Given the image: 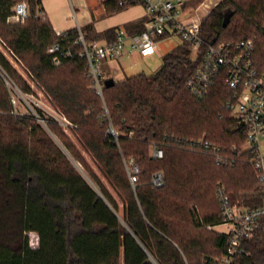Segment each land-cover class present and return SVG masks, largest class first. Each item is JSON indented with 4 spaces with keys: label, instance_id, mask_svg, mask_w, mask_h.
Listing matches in <instances>:
<instances>
[{
    "label": "trees",
    "instance_id": "trees-1",
    "mask_svg": "<svg viewBox=\"0 0 264 264\" xmlns=\"http://www.w3.org/2000/svg\"><path fill=\"white\" fill-rule=\"evenodd\" d=\"M23 1L28 18L10 22ZM204 1L188 0L183 10ZM42 2L0 0V264H219L229 235L216 229L223 224L218 188L225 186L233 205H264L255 154L243 149L247 128L225 106L224 80L203 98L193 95L187 85L199 60L181 39L154 74L128 77L101 97L79 46L73 58L55 63L52 46L75 40L79 30L59 36ZM135 5L104 2L108 16ZM81 31L88 42L117 38V29ZM200 38L204 50L252 40L254 64L264 71V0H222L202 20ZM6 81L25 95L42 92L69 125L37 107L38 118L16 114ZM202 140L228 161L219 164L214 152L194 146ZM156 147L163 158L153 157ZM130 161L140 170L135 183ZM158 173L161 187L153 182ZM26 233L38 234L37 247ZM241 250V264H264V228Z\"/></svg>",
    "mask_w": 264,
    "mask_h": 264
},
{
    "label": "built area",
    "instance_id": "built-area-1",
    "mask_svg": "<svg viewBox=\"0 0 264 264\" xmlns=\"http://www.w3.org/2000/svg\"><path fill=\"white\" fill-rule=\"evenodd\" d=\"M219 3H215L213 7L203 4L211 12ZM120 4H137L144 7L147 20L141 32L128 35L125 30H120L114 41L100 43L88 42L81 28H78L79 35L75 40L61 39L60 41L63 42L54 44L50 49L51 53L57 55L55 63L61 64L63 59L73 58L79 46V54L86 60L93 88L99 96L103 97L105 81L109 79L101 69L103 60L122 56L126 53L128 46L131 52H138L142 56L154 55L161 38L166 34L177 36L188 42L191 45L192 58L199 60L188 81V88L193 95L203 98L217 81L224 80L229 91L225 106L238 123L247 128V142L243 149H250L255 154L252 165L264 186V150L261 145L264 139V71H260L254 64L253 41L207 45L204 50L200 38V26L203 19L200 20L199 17L191 21L182 19L184 1L120 0ZM29 13V4L23 1L14 7L9 21L24 22ZM64 33H58V35L61 36ZM15 113L17 114L16 111ZM60 123L64 127L69 125L65 118ZM110 134L114 135L116 132L112 130ZM194 146L214 152L219 164L228 161V158L221 154V148L210 142L202 140L194 143ZM232 151L237 153L238 149L233 147ZM152 154L156 159L164 156L163 150L159 147L154 148ZM127 169L132 183H135L140 173L138 166L134 161H130ZM153 182L157 187H161L164 184L163 174H156ZM217 196L223 209V224L220 226H226L227 231L223 233L229 235L226 252L219 259V264H241L238 258L242 253L243 243L251 239L257 230L264 228V205L257 209L233 205L223 185L218 188Z\"/></svg>",
    "mask_w": 264,
    "mask_h": 264
},
{
    "label": "rangeland",
    "instance_id": "rangeland-1",
    "mask_svg": "<svg viewBox=\"0 0 264 264\" xmlns=\"http://www.w3.org/2000/svg\"><path fill=\"white\" fill-rule=\"evenodd\" d=\"M73 1V6L75 11L79 13L82 10H88L91 15V26H93L99 18L105 17L106 13L103 11L104 6L102 0H86V2L82 3V5L78 4L75 0ZM96 1V2H95ZM222 0H220L221 2ZM217 2V0H205L208 6L213 7V5ZM98 3V4H97ZM97 8V9H96ZM210 12L209 8L202 4L197 10H193L190 12V15H195V17H199L201 20L204 18L207 13ZM95 14V16H93ZM78 22L82 24L81 17L78 14ZM77 23V21L75 20ZM82 28L85 30V26L82 24ZM86 32V31H85ZM181 39L177 36H172L170 38L164 39L160 41L159 48L156 54L151 56H142L140 53H129V49L126 53L118 58H108L101 62V69L106 74V76H110L114 78L116 81H123L128 77L137 75L139 73H146L148 75L154 74L162 65L163 56L170 52L173 48L177 47L181 43ZM17 68L23 73L20 66ZM7 82V86L10 89L13 103L15 106V111L19 115H36L37 112L35 107L40 108L46 114L47 117L57 119L59 122H63V118L57 112V110L49 103L45 95L37 90V96L34 95H25L20 91L18 87L12 84L9 81ZM38 118V116H37ZM41 124L47 129V125L39 119ZM48 130V129H47ZM262 149L264 150V139L261 141ZM65 150V149H64ZM66 151V150H65ZM67 152V151H66ZM80 172L86 177V179L93 184L89 176L82 170V168L75 162ZM93 186L97 189L96 185ZM217 229L221 232L227 231L226 226H218ZM25 236L29 237L30 245L32 247H37L39 244V237L37 233H26Z\"/></svg>",
    "mask_w": 264,
    "mask_h": 264
},
{
    "label": "crops",
    "instance_id": "crops-1",
    "mask_svg": "<svg viewBox=\"0 0 264 264\" xmlns=\"http://www.w3.org/2000/svg\"><path fill=\"white\" fill-rule=\"evenodd\" d=\"M75 1L80 5H82L83 2L84 3L86 2V0H75ZM105 1L106 0H102L103 6H104ZM170 1H174V2L184 1V2H186L188 0H170ZM219 2H220V0H217L216 4ZM42 8L44 10L45 15L51 21L53 28L57 34L63 33V32H66V31H69V30H72L75 28L83 29L82 24H83V26H85V28L92 25L91 24V22H92L91 15L88 12V10H82L79 13H77L75 11L74 6H73L72 0H43ZM103 11H105V13H106L105 7H104ZM191 11H193V10L184 11V13L182 14V19H184L186 21H191L193 18H196L195 15L194 16L190 15ZM78 14L81 17L82 24H80L78 22L79 21L78 20ZM208 14H209V12L207 13V15ZM93 16H95V14H93ZM204 18H202V19H204ZM75 20L77 21V23L75 22ZM146 20H147V16H146V12H145L144 7L141 5H135L133 7H130L128 9L120 12V13L109 15V16L106 15L105 17L99 18L95 23H93L94 25L92 26V31L94 33L100 34V33L106 32L110 29H117V33L120 30H125L128 35H134L137 33H130L127 30L128 26L131 24H134V23L136 24L140 21L145 24ZM170 37H172V36H170ZM97 42L106 43L109 41L102 40V41H97ZM158 48H159V44H158ZM128 49H129L130 54L135 53L133 51L131 52V49L129 46H128L127 50ZM107 77L111 78L110 76H107Z\"/></svg>",
    "mask_w": 264,
    "mask_h": 264
},
{
    "label": "water",
    "instance_id": "water-1",
    "mask_svg": "<svg viewBox=\"0 0 264 264\" xmlns=\"http://www.w3.org/2000/svg\"><path fill=\"white\" fill-rule=\"evenodd\" d=\"M118 81H116L113 78H109L105 81V86L106 88H111L113 87ZM52 134V133H51ZM52 136L54 137V139L59 143L58 139L52 134ZM61 145V144H60ZM64 149V148H63Z\"/></svg>",
    "mask_w": 264,
    "mask_h": 264
}]
</instances>
